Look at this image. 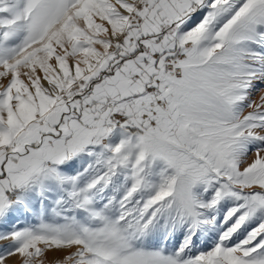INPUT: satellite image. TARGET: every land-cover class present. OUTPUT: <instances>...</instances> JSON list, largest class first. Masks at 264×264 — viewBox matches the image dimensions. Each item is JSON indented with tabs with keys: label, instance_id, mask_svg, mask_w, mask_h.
Returning <instances> with one entry per match:
<instances>
[{
	"label": "snow or ice",
	"instance_id": "obj_1",
	"mask_svg": "<svg viewBox=\"0 0 264 264\" xmlns=\"http://www.w3.org/2000/svg\"><path fill=\"white\" fill-rule=\"evenodd\" d=\"M0 264H264V0H0Z\"/></svg>",
	"mask_w": 264,
	"mask_h": 264
}]
</instances>
